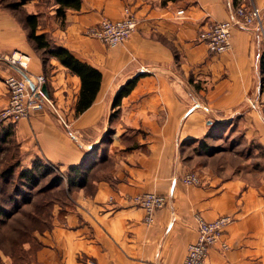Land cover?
<instances>
[{
    "label": "crops",
    "instance_id": "obj_1",
    "mask_svg": "<svg viewBox=\"0 0 264 264\" xmlns=\"http://www.w3.org/2000/svg\"><path fill=\"white\" fill-rule=\"evenodd\" d=\"M237 1L81 0L79 9L67 8L59 16L54 0L48 7L42 0H0V54L27 56L25 70L0 60V109L8 101L3 78L22 74L19 68L26 75L44 74L46 92L77 127L110 122V111L117 112L110 176L93 180L91 195L81 194L66 206L63 219L55 218L52 229L39 235L42 244L25 264H183L187 244L196 238L195 213L208 220L232 218L223 234L228 248H211L209 264H264V175L251 181L237 171L227 177L211 174L199 162L204 151L185 154L179 148L206 136L235 112H241L236 130L264 148L258 33L233 28L230 49L216 55L198 39L209 22L227 19ZM251 2L261 9L264 30V0ZM125 6L137 18L126 41L108 46L85 33L101 17L120 18ZM179 9L183 13L177 14ZM31 13L37 15V33L48 34L55 44L102 72L94 101L77 116L79 77L54 58L41 62L29 36L26 15ZM136 75L133 88L113 108L116 92ZM47 109L14 124L23 156L62 166L81 161L86 151ZM190 171L199 175V184L174 180ZM143 192L172 194L150 223L144 221V209L130 199ZM3 264L13 263L5 258Z\"/></svg>",
    "mask_w": 264,
    "mask_h": 264
},
{
    "label": "rangeland",
    "instance_id": "obj_2",
    "mask_svg": "<svg viewBox=\"0 0 264 264\" xmlns=\"http://www.w3.org/2000/svg\"><path fill=\"white\" fill-rule=\"evenodd\" d=\"M51 1L42 0L46 7ZM237 2L252 4L251 0ZM45 14L49 15V11L46 10ZM252 29L259 35L260 67L261 53L264 52V36L260 33L259 27L253 26ZM261 74L263 79L264 72L261 71ZM196 83L198 87L201 86L200 81ZM49 95L53 97L52 93ZM116 113L110 111L112 115L110 122L98 121L97 125L87 128L70 123L69 129H65L68 131L67 136L86 151L85 157L81 160L83 170L81 172L86 182L81 186L67 182L70 164L62 166L41 158L40 160L47 165V171L39 176L36 184H30L25 177L19 175L21 169L29 167L32 161H27L23 156L15 126L8 127L3 125L6 123H0V264L4 263L5 258L13 264L29 263L42 244L39 235L52 229L55 218L63 219L66 206L73 204L72 201L81 194L83 196L92 194L95 186L93 180L110 176L113 168L111 150L115 151L117 146L115 140L118 137L116 125L112 123L116 119ZM240 114L241 112L231 114L220 124L213 126L206 136L187 141L185 144L181 143L179 148L186 150L185 154L204 151L205 157H201L199 162H204L211 174L227 177L237 171L242 172L247 180L256 181L264 175V148L259 143L247 141L242 132L236 130L235 120ZM213 119L214 117L209 116L211 124ZM55 120L61 127L56 115ZM91 141L94 144L86 148ZM126 142L130 144L127 139ZM81 161L71 165H78ZM55 176L57 181L52 179Z\"/></svg>",
    "mask_w": 264,
    "mask_h": 264
},
{
    "label": "built area",
    "instance_id": "obj_3",
    "mask_svg": "<svg viewBox=\"0 0 264 264\" xmlns=\"http://www.w3.org/2000/svg\"><path fill=\"white\" fill-rule=\"evenodd\" d=\"M176 13H183V9L177 10ZM136 25L135 14L128 6H125L120 18L101 17L98 22L89 25L85 33L98 38L105 45L114 46L126 41ZM253 26L254 28L259 27L260 33L264 36L260 9L254 4L240 3L230 12L227 19L211 21L202 27L198 32V39L206 44L208 52L220 54L230 49L233 28L251 30ZM0 60L24 70L27 64V56L18 52H12L9 55L0 54ZM3 83L8 93V101L0 109V123H16L28 117L35 110L48 108L56 115L61 126L69 129L68 120L58 110L48 93L42 89L46 83L44 74L25 76L8 73L3 78ZM176 179L186 185H196L201 181L194 171L186 172L174 178ZM171 197V193L143 192L133 195L130 199L144 209V221L150 223L155 211L162 208ZM231 219L229 215H221L208 220L199 213H195L196 238L187 244L183 264H209L208 256L211 248L218 246L221 250H226L228 244L223 234L225 226Z\"/></svg>",
    "mask_w": 264,
    "mask_h": 264
},
{
    "label": "trees",
    "instance_id": "obj_4",
    "mask_svg": "<svg viewBox=\"0 0 264 264\" xmlns=\"http://www.w3.org/2000/svg\"><path fill=\"white\" fill-rule=\"evenodd\" d=\"M175 0H160L161 4ZM57 4L56 14L63 16L67 8L79 9L81 0H54ZM26 21L29 26V36L33 40L35 48L41 51L39 57L44 64L49 58L56 59L59 63L67 68V70L79 77L80 86L77 99L74 105V115L77 116L88 108L94 101L97 92L100 88L102 80V72L95 66L89 64L76 57L67 47L55 44L48 34L42 32L37 33L38 24L37 15L34 13L26 15ZM260 68L264 72V52L260 57ZM137 75L128 79L116 92L112 100V107L116 108L120 103L122 96L127 95L136 83ZM116 112V109L114 110ZM15 123L3 124L8 127H14ZM83 160V159H82ZM81 162L78 165H70L69 173L67 174V182L69 184L84 185L86 180L81 171ZM47 165L40 158L35 157L29 167L22 168L19 175L25 177L30 184H36L39 176L46 173ZM73 173V175H71ZM52 179L56 180L57 176ZM77 179V182H76ZM57 181V180H56Z\"/></svg>",
    "mask_w": 264,
    "mask_h": 264
},
{
    "label": "water",
    "instance_id": "obj_5",
    "mask_svg": "<svg viewBox=\"0 0 264 264\" xmlns=\"http://www.w3.org/2000/svg\"><path fill=\"white\" fill-rule=\"evenodd\" d=\"M18 70L23 74V75H25L26 76V73L23 71V70H20L19 68H18ZM42 89H43V91H45L46 92V89H45V84L42 86Z\"/></svg>",
    "mask_w": 264,
    "mask_h": 264
}]
</instances>
